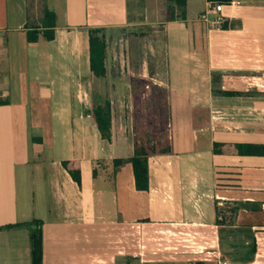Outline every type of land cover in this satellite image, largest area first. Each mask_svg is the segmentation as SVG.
<instances>
[{
  "label": "crops",
  "instance_id": "crops-1",
  "mask_svg": "<svg viewBox=\"0 0 264 264\" xmlns=\"http://www.w3.org/2000/svg\"><path fill=\"white\" fill-rule=\"evenodd\" d=\"M130 1L0 0V264H32L36 220L42 264H104V256L115 263L134 251L136 227L145 250L156 237L179 240L184 229L193 239L209 238L204 247L218 263L225 260L219 200L237 203L231 226L254 244L253 258L241 264H264V155L235 151L238 144L264 145V0H215L224 4V23L203 26L200 19L182 40L173 25L197 20L212 1L203 7V0H186L185 20H170L168 2L143 0L135 8ZM145 9L163 15L142 20ZM46 10L55 14L54 38L41 33L28 42L30 29L47 30ZM146 24L171 29L178 46L186 41L190 116L160 140L148 139L147 110L126 99L150 96L145 74L111 77L109 89L102 85L109 76H94L89 65V28L111 34ZM135 79L142 84L131 85ZM107 100L109 140L93 117L94 106ZM136 149L150 153L146 191L136 189L129 161ZM64 162L80 168L81 186Z\"/></svg>",
  "mask_w": 264,
  "mask_h": 264
},
{
  "label": "rangeland",
  "instance_id": "rangeland-1",
  "mask_svg": "<svg viewBox=\"0 0 264 264\" xmlns=\"http://www.w3.org/2000/svg\"><path fill=\"white\" fill-rule=\"evenodd\" d=\"M142 1L143 0H131L129 4L137 8L139 5L141 6ZM162 2L167 4L168 0H161V3ZM201 4L204 7V0ZM131 13H135L134 15H136L138 12L134 11ZM139 13L143 16L142 20L148 18V21H153L156 17H162L163 15L157 14V16L154 11H148L146 9L141 10ZM135 17L137 18V16ZM164 18L163 20L166 21V16ZM200 18H197L195 21L177 22L173 25L178 35L181 36V40L184 39V30H186L189 25L195 27V22L199 21ZM161 26L162 24H146L140 28H138L139 26L134 27V29L127 32L121 31L119 33L105 34L107 38L109 37L108 40L110 42L109 59L107 61V76H109V78L108 80L102 81V85L105 86L104 88L107 87L110 89L111 77L143 76V73L145 74L144 76H146L147 83L143 86L147 90H150V96L144 98V102L141 100V96L135 97L130 95L126 99L130 101L129 103L133 102V104L136 99L139 101L138 103L140 104L137 111H140L143 107L147 110L146 113H149V116L145 117V121H149L153 127L150 129L148 139L152 138L158 140L167 138L169 133L171 134V132H173L171 128H176L175 130L179 132L178 127L190 116L188 113L189 108L185 104L186 93L183 91L185 88V76L187 75V59L185 55L182 54L183 50L181 52V49L186 47V41H184V43L180 41L178 46V43L174 42V32L171 29L163 32V27L161 28ZM203 26L206 25L204 24ZM131 42L133 44H131ZM120 46L128 47V49H122ZM132 48H134V50ZM132 54L134 55L132 56ZM132 83L142 84L140 81L137 82V79L132 81L131 85ZM101 103L104 102L102 101ZM136 113L137 112H134L135 117ZM127 119L128 118H126V120ZM136 130H138V128ZM225 217L226 216H224V218ZM226 221H228V218ZM139 230L140 229H137V227L135 228L134 251L131 250L132 253L129 255L125 253L119 257V259L115 258L116 262L111 264L219 263L208 257L209 252L213 250L212 247H204L205 245H209V243H206L207 240H210L209 238L205 237L204 240L193 239L192 236H190L189 230L184 229V234L178 238L179 240H172L166 243L163 239L156 237L149 246L152 249L145 250L141 242V237L138 236ZM140 232V234H143V231ZM144 232L145 234H149L148 231ZM155 234H158V232L156 231ZM219 237L218 246L223 256L222 259L227 260L231 264H241L253 258L254 244L251 238H246L244 232L239 230V228L233 227L228 223L221 225ZM239 237H245L247 240L242 242L238 239ZM189 238L192 239V241H187ZM108 244L104 242V252L109 251ZM186 244H188V246ZM124 248H128L126 243L124 244ZM132 254H134V257ZM109 261L110 260L106 259V256H104V264H110Z\"/></svg>",
  "mask_w": 264,
  "mask_h": 264
},
{
  "label": "trees",
  "instance_id": "trees-1",
  "mask_svg": "<svg viewBox=\"0 0 264 264\" xmlns=\"http://www.w3.org/2000/svg\"><path fill=\"white\" fill-rule=\"evenodd\" d=\"M215 1V0H208ZM222 1L226 4L230 3L232 0H218ZM168 9L170 11V20H185L186 19V0H168ZM45 27L47 30L44 32H39V30L30 29L27 32V40L28 42H36L39 39V35L43 33L45 37L48 39L54 38V30L55 27V14L51 11L46 10ZM88 50H89V65L91 73L96 76L103 78L107 76V40L102 28H89L88 29ZM220 93L226 95H234L238 94V92H224L220 91ZM93 117L97 124V127L101 133V136L105 139L111 138V104L107 100L104 104H99L94 106L93 108ZM216 147L213 149L215 153H220L221 150L218 147H221L222 144H215ZM151 148V147H150ZM156 147L153 146V149ZM168 148L165 146L163 150ZM235 151L239 154H255V155H264V145L260 146H248L246 145H235ZM254 148V149H252ZM257 148V149H256ZM167 151V150H166ZM156 153V152H151ZM149 152H145L143 150L135 151L134 156L130 158V162L133 165L134 171V179L135 186L138 190H149V170H148V156ZM123 160L119 159L114 161L116 165L122 163ZM64 166L71 174L74 181L81 186V170L79 167H74L73 165H69L68 162H64ZM217 206V205H216ZM238 210V205L236 202L228 203L224 206V208H216V214L218 219L216 220V224L220 227L221 225L226 224L225 221L228 218V224L233 225V218L236 215ZM223 215L222 219H219V216ZM224 216H226L224 218ZM13 225H9L7 227H11ZM18 226V225H14ZM30 237H31V250H32V264H42V230H41V222L34 221L30 224Z\"/></svg>",
  "mask_w": 264,
  "mask_h": 264
},
{
  "label": "built area",
  "instance_id": "built-area-1",
  "mask_svg": "<svg viewBox=\"0 0 264 264\" xmlns=\"http://www.w3.org/2000/svg\"><path fill=\"white\" fill-rule=\"evenodd\" d=\"M223 9H224V4L222 2H216V1L208 2L206 11L201 16L200 19L206 25L220 27L225 21ZM224 205H225L224 202L221 200L217 202V206L219 208H223ZM222 218H223L222 215H220L219 219ZM218 264H227V261L220 260Z\"/></svg>",
  "mask_w": 264,
  "mask_h": 264
}]
</instances>
